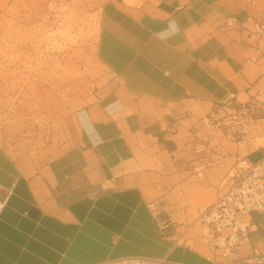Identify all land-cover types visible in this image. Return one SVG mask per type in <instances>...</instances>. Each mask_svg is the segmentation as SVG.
<instances>
[{"label":"crops","instance_id":"0c3cea01","mask_svg":"<svg viewBox=\"0 0 264 264\" xmlns=\"http://www.w3.org/2000/svg\"><path fill=\"white\" fill-rule=\"evenodd\" d=\"M256 24H264V0H107L96 49L110 88L58 116L57 138L45 153L15 155L0 140V191L9 193L0 215V264L128 256L223 264L200 215L226 193L234 165L215 187L205 158L194 160L200 165L186 180L161 194L177 174L150 168L171 151L158 141L173 135L176 119L264 92V33ZM246 158L264 160V145ZM253 249L264 254L261 213L251 216L241 254L250 257Z\"/></svg>","mask_w":264,"mask_h":264},{"label":"rangeland","instance_id":"374dc122","mask_svg":"<svg viewBox=\"0 0 264 264\" xmlns=\"http://www.w3.org/2000/svg\"><path fill=\"white\" fill-rule=\"evenodd\" d=\"M106 1L4 0L0 12V140L15 155L25 150L45 153V147L57 138V117L110 88V73L96 49L100 12ZM40 38L48 41L37 50ZM198 115L183 122L176 119L170 125L173 135L158 141L171 151L165 153L163 164L159 161L150 169L162 170L163 176L177 174L174 183L163 184L159 194L185 181L187 170L200 165L193 161L203 158L211 168L212 185L219 187L233 165L264 145L261 109L246 115L240 104L230 103ZM166 165L170 169L164 172ZM199 228L198 222L195 231Z\"/></svg>","mask_w":264,"mask_h":264},{"label":"built area","instance_id":"2783aa9c","mask_svg":"<svg viewBox=\"0 0 264 264\" xmlns=\"http://www.w3.org/2000/svg\"><path fill=\"white\" fill-rule=\"evenodd\" d=\"M255 29L257 34L264 33V24H256ZM240 105L246 115L256 109H261L264 114V92ZM227 181L228 189L222 198L201 212L205 239L212 250L220 253L223 264H244L249 258L264 263V254L258 249H253L250 257L241 254L249 238L252 214H264V160L253 162L241 158L230 170ZM8 197L9 193L3 195L0 191V215ZM163 263L157 258L128 256L97 264Z\"/></svg>","mask_w":264,"mask_h":264},{"label":"bare ground","instance_id":"6f19581e","mask_svg":"<svg viewBox=\"0 0 264 264\" xmlns=\"http://www.w3.org/2000/svg\"><path fill=\"white\" fill-rule=\"evenodd\" d=\"M48 40L46 38H40L37 40V44H35L37 50H41L43 48V45L47 43ZM42 95V92H40V96Z\"/></svg>","mask_w":264,"mask_h":264}]
</instances>
